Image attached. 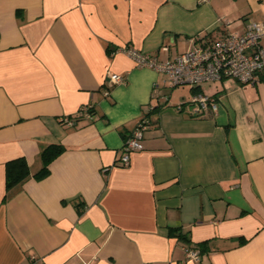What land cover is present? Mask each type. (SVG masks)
Here are the masks:
<instances>
[{
    "label": "crops",
    "instance_id": "0c3cea01",
    "mask_svg": "<svg viewBox=\"0 0 264 264\" xmlns=\"http://www.w3.org/2000/svg\"><path fill=\"white\" fill-rule=\"evenodd\" d=\"M252 24L264 0H0V264H264V78L202 83L218 110L192 117L191 88L128 53L170 59ZM18 157L29 173L6 190Z\"/></svg>",
    "mask_w": 264,
    "mask_h": 264
},
{
    "label": "built area",
    "instance_id": "2783aa9c",
    "mask_svg": "<svg viewBox=\"0 0 264 264\" xmlns=\"http://www.w3.org/2000/svg\"><path fill=\"white\" fill-rule=\"evenodd\" d=\"M128 53L139 66L147 65L163 73L170 88L183 85L195 87L221 79H232L241 85L255 84L259 73L264 71V25L252 24L241 34L233 32L216 39H195L190 48L170 59H157L135 50H129ZM122 81V76L112 73L105 84L111 87L112 84ZM107 93L106 91L104 94ZM178 108L186 109L192 117L215 114L218 110L216 99L201 92L193 94L184 106L180 105ZM78 112L87 119L91 118L92 104L82 105ZM62 122L74 126V121L69 117H64ZM147 124V119L142 118L124 141L123 152L119 157L120 166H127L130 153L142 149L139 140ZM184 250L187 258H199L200 251L197 249L186 247Z\"/></svg>",
    "mask_w": 264,
    "mask_h": 264
},
{
    "label": "trees",
    "instance_id": "16d2710c",
    "mask_svg": "<svg viewBox=\"0 0 264 264\" xmlns=\"http://www.w3.org/2000/svg\"><path fill=\"white\" fill-rule=\"evenodd\" d=\"M203 39L204 38H202V39L196 38V41H201ZM259 77L264 78V71L259 73ZM198 88H199V86L191 87L192 93L195 94L196 92H200L198 90ZM184 104H182V106H184ZM180 110H182V108H180ZM147 116H145L144 118H146ZM62 149H63V146L59 143L50 144V145H47L46 147H44L42 149V153H41V161L43 163V166L34 175H36L38 177L43 176V174L48 169L49 161L54 157V155H56L57 153L62 151ZM5 165H6V172H5V177H6L5 189L6 190H8L14 184L19 183V181L24 179L26 177V175H28V173H29L28 163H26V161L23 157H18L15 159L8 160ZM176 237L178 239L179 238L186 239V235L182 234L181 232L176 233ZM205 244H206V241H203V243H200L197 246V248H193V249H197L198 251H201V250L206 248ZM188 248H190V247H188Z\"/></svg>",
    "mask_w": 264,
    "mask_h": 264
},
{
    "label": "rangeland",
    "instance_id": "374dc122",
    "mask_svg": "<svg viewBox=\"0 0 264 264\" xmlns=\"http://www.w3.org/2000/svg\"><path fill=\"white\" fill-rule=\"evenodd\" d=\"M190 88L191 86L190 85H183V86H178L174 89H172L173 91H181L183 93V95H187V96H190Z\"/></svg>",
    "mask_w": 264,
    "mask_h": 264
}]
</instances>
